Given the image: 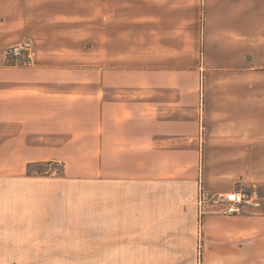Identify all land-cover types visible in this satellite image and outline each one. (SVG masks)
I'll use <instances>...</instances> for the list:
<instances>
[{
    "label": "crops",
    "instance_id": "1",
    "mask_svg": "<svg viewBox=\"0 0 264 264\" xmlns=\"http://www.w3.org/2000/svg\"><path fill=\"white\" fill-rule=\"evenodd\" d=\"M6 1L0 126L16 124L13 106L26 110L33 99L71 108L73 122L87 107L89 153L106 170L120 173L131 158L137 174H159L177 169L169 159L180 154L189 156L179 160L185 165L199 162L198 188L208 194L264 189V0ZM68 6L74 27L87 19V37L51 35ZM2 25L16 38L2 37ZM25 40L30 65H5L4 49ZM83 55L88 66L79 65ZM6 134L0 128V149ZM261 196L259 208L206 215L194 263L264 264ZM111 249L93 264H130L128 251L113 262ZM139 250L131 264H146Z\"/></svg>",
    "mask_w": 264,
    "mask_h": 264
},
{
    "label": "rangeland",
    "instance_id": "2",
    "mask_svg": "<svg viewBox=\"0 0 264 264\" xmlns=\"http://www.w3.org/2000/svg\"><path fill=\"white\" fill-rule=\"evenodd\" d=\"M83 3L81 13H87ZM71 11V6L65 7L62 21L50 23L51 35L87 37V19L74 27L68 20ZM1 29L5 39L16 38L15 33L4 32L3 25ZM29 48L25 40L4 49L18 64L8 66L28 67ZM87 61L83 55L79 65L88 66ZM55 106L29 100L26 110L13 106L18 112L16 124L1 123L7 134L0 149V260L93 264L112 246L113 262L128 251L130 264L135 263L140 249L146 264H196L193 257L201 259L205 248L203 218L223 207L221 200L214 202L217 195L199 204V162L185 165L179 160L189 156L178 154L169 159L177 169L163 171L162 166L159 174H152L145 168L142 176L137 174L136 160L128 158L124 171H111V163L106 170L89 153L88 108L73 122L71 108L68 112ZM9 108L3 107L6 112ZM240 188L254 189L261 198L264 194L262 188L236 185L234 190ZM247 208L251 206L239 213ZM121 236L122 243L115 242Z\"/></svg>",
    "mask_w": 264,
    "mask_h": 264
},
{
    "label": "built area",
    "instance_id": "3",
    "mask_svg": "<svg viewBox=\"0 0 264 264\" xmlns=\"http://www.w3.org/2000/svg\"><path fill=\"white\" fill-rule=\"evenodd\" d=\"M216 195L218 196V199H215L214 202L221 200L223 207L220 209V212L223 214H238L244 207L251 206V208H259L261 206V197L254 189H233L232 191ZM212 198L213 194H208L205 191L200 190L198 202L199 204L205 203V200Z\"/></svg>",
    "mask_w": 264,
    "mask_h": 264
},
{
    "label": "trees",
    "instance_id": "4",
    "mask_svg": "<svg viewBox=\"0 0 264 264\" xmlns=\"http://www.w3.org/2000/svg\"><path fill=\"white\" fill-rule=\"evenodd\" d=\"M12 58H13V60H12ZM10 60H12V61H10ZM15 60H16V57L6 55L5 65H18ZM27 62H30L29 58H28ZM19 65H22V63H19Z\"/></svg>",
    "mask_w": 264,
    "mask_h": 264
}]
</instances>
